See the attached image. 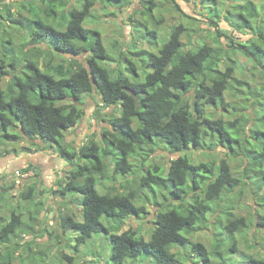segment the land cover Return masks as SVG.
I'll list each match as a JSON object with an SVG mask.
<instances>
[{"label": "trees", "instance_id": "16d2710c", "mask_svg": "<svg viewBox=\"0 0 264 264\" xmlns=\"http://www.w3.org/2000/svg\"><path fill=\"white\" fill-rule=\"evenodd\" d=\"M72 1L24 0L18 3L21 10L17 7L15 12L11 4L3 2L0 8V84L3 79L7 83L5 88H0V147L20 141H28L37 148L43 143L49 144L54 154L69 167L48 192L57 200L55 230L45 229L41 235L60 243L68 231L77 232L75 245L78 248L94 234H110L112 264H134L139 256H143V260L152 258L155 264H187L182 251L192 258L191 264H219L211 260L215 249L220 264H241V260L247 262L244 264H264V257L255 253L242 254L237 263L231 255L238 251L234 237L237 231H264V211H257L248 218L235 216L231 212L238 207L236 203L243 197V190L233 197L226 196L241 183L244 187H253L255 203L264 210V199L259 196L264 187V131L258 128L259 125L264 127V102H253L250 113L229 122V115L236 112V103L225 102L224 96L229 82L234 80L236 66L242 68V64L233 61V65L225 66L224 70L220 68L230 59L224 55L220 42L224 36L228 40L227 47L239 50L236 56L241 54L254 67L253 73L264 72V15L251 0H235L245 4V12L239 15L238 24L227 26L232 32L250 35L239 44L234 36L217 30L216 45L194 46L190 37H185L183 42L187 29L177 24L169 30L168 39L157 53L146 52L145 65L149 70L144 69L142 75L133 62L137 60L133 54L126 58L122 53L118 56L119 62L125 59L122 71L103 66L102 63L111 58L101 35L95 29L84 27L95 1L104 7H113L117 2L116 8H123L126 0H75L80 9L74 6L69 9ZM195 1L204 4V1L217 0ZM150 3L148 9L152 11L157 4L154 0ZM259 3L264 14V0ZM175 8L178 9V5ZM22 10L27 14L23 15ZM43 18L51 19L50 23ZM4 25L13 32L14 29L18 33L23 31L25 40L15 42L13 34L5 35ZM145 34L157 36L148 29ZM55 55L64 57L57 65ZM66 56L70 58L68 65ZM40 62L43 69L39 68ZM244 70L245 66L241 72ZM127 72L133 74L132 80L126 76ZM260 91L264 92V87ZM93 94L99 100L97 107L110 109L101 114L103 117L99 116L106 125L98 135V143L94 136H86L78 148L71 147L65 143V133L80 122L84 116V97ZM239 104H244V109L249 107L248 99H242ZM118 106L120 115L116 116L114 111ZM206 107H220L225 113L213 119L205 112ZM256 110H260L261 117L256 116ZM254 120L257 127L251 129ZM238 121L246 127L239 126ZM211 134L217 145L232 151L227 155L229 158L239 159V170L234 171L223 159L194 163L185 155L171 159L166 171L158 165L148 166L138 188L151 189L154 194L153 187L163 186L166 204H152L160 209L154 215L153 229L146 238L131 227L119 231L130 218L141 219L146 214L145 206L134 203L136 190H127L126 181L118 180L120 177L126 180L133 171L130 159L136 160L144 147H148L145 154L148 158L152 148L159 145L173 153H184L190 146L202 145L203 138L209 139ZM251 138L263 141L262 145L253 149ZM108 157L109 164L105 162ZM29 171L28 165L20 173ZM116 183L122 191L115 187ZM21 187L13 196L8 193L14 183L1 188L0 247L17 243L22 240V234L29 233V214L39 218L43 210L48 212L43 183ZM191 193L195 194L190 197ZM175 200L177 204H173ZM78 202H81L80 221L72 214L61 212L64 207L71 208ZM212 216L216 232L212 250L208 251L201 242H193L192 236L196 227L207 228ZM102 217H105L104 223ZM261 240L264 243V238ZM253 244L255 242L247 247L252 248ZM26 247L31 251V244L26 243ZM55 256L73 264V257L63 249Z\"/></svg>", "mask_w": 264, "mask_h": 264}, {"label": "rangeland", "instance_id": "374dc122", "mask_svg": "<svg viewBox=\"0 0 264 264\" xmlns=\"http://www.w3.org/2000/svg\"><path fill=\"white\" fill-rule=\"evenodd\" d=\"M20 1L24 0H0V8L4 2L5 4H11V8L13 7L12 12H15L17 7L21 10V4L18 6ZM150 1L151 0H126V4L124 5L125 7L123 8L122 6H120L121 8H116L118 7L117 2L112 4L113 7H104L101 2L95 1L93 9L84 23V27L95 29L101 35L103 45L111 58L109 62L102 63L103 66H108L110 69L115 71H122L126 65L123 62V60H125L124 58L133 54L135 55L134 60L137 59L133 62H135L138 66V72L141 71L140 73L143 75L144 69H146V71L149 70L148 66L145 65L147 59L146 52L150 51L157 53L163 46V43L168 39L169 30H171L173 26L180 23L187 29V36H184L183 42L186 41L185 37H190L194 46L203 45L204 43L216 45L215 41L217 38L214 34L218 32L217 30L227 34L228 36H234L235 40H237L236 43L238 44L250 37L249 33L240 34L232 32V30L227 26H235L238 24L239 15L245 12L244 3L238 4L235 0H217L216 2L204 1V4H201L199 1L196 3L195 0H192V2L189 3L181 0H175V3L173 0H154L157 5L152 9V11H150L148 9L151 4ZM251 1L255 4L257 11L264 15L261 11L259 0ZM127 2L129 3L127 4ZM175 5H178L179 10L175 8ZM73 6L76 9H80L79 3H75V0L70 3L69 9ZM21 13L23 15L27 14L25 10H22ZM43 21L50 23L51 19L43 18ZM215 23L217 25L216 27ZM31 26L34 28V25ZM4 29L6 32L5 35H14L13 40L15 42L25 40V34L23 31H19L20 33H18L17 30L14 29L15 32H13L11 28L6 27L5 25ZM145 29L155 32L157 36H146ZM138 30L140 31L138 32ZM220 42L223 45L224 55L226 54L227 56H230V59L220 65L221 70H224L225 66L233 65V61L238 62V65L239 62L242 64V68L240 65L236 66L233 74L234 80L229 82L227 92L224 96L225 102L231 105L236 103V112L230 114L228 117V121L233 122L235 119L243 117L246 112L250 113V106H252L253 102H258L260 104L264 102V92L262 91V93H260L261 88L264 87V72L261 71L258 73L255 71V73H253L254 67L248 61H245L241 54H238V57L236 56V53L239 50L235 48L229 49L227 47L228 40L226 37H221ZM186 45L188 48V43ZM224 47L227 48V51H225ZM121 53L124 58L121 62H119L118 56ZM55 56L54 63L56 65L59 63V60L64 59V57L61 58L57 55ZM80 58L83 60V55ZM65 61L66 65H68L70 58L66 56ZM142 65L144 68H142ZM41 66L40 62L39 68L43 69ZM244 66L245 70L243 73L241 70L243 71ZM125 74L130 80L133 79L132 73L127 72ZM252 74L254 77H251ZM142 75H140V77H142ZM237 82H242L243 84H239ZM6 84V79H3L0 84V88H5ZM244 84H246V87H244ZM242 99H248L249 107L244 109V104H239ZM97 103H99V100L96 94L84 97V105L82 106L84 116L75 127L65 133V143L70 144L71 147L78 148L85 141L86 136H94L95 141L98 143V135L100 134L102 127L106 125V123H102L99 116L103 117L101 114L109 112L110 109L97 107ZM119 110L120 108L118 106V108L114 111L116 116L120 115ZM205 112L212 115L213 119H216L220 117V114L225 113V111H223L220 107L217 109L214 107H206ZM256 116L261 117L260 110H256ZM238 124L239 126L242 125L243 127H246V124L242 121H238ZM248 124H251V121ZM254 124L255 125L252 126L251 129L253 127H257L255 120ZM262 124L264 123L262 122ZM259 126L258 128H262L264 131V127ZM262 143L263 141L257 140V138H251V144L254 147L253 149H258V145L261 146ZM211 144L212 146L209 147ZM52 146L55 148L53 144ZM50 147L51 146L49 144L43 143V147L40 149L36 146L30 145V142L28 141H20L17 144L3 145L0 147V156L2 157L0 158V191L3 186L14 183V188L8 193V195L13 196L18 193L20 188H22V185L36 184V182L43 183L44 179L46 187L45 190H47L44 201L45 208L48 211L45 213L43 210L39 218H36L33 214L28 215L27 223L30 226L29 233L22 234V240L17 243L12 245H2L0 247V264H68V262L64 259H60L55 256L60 255V251H62V249L64 253L73 257V264H112L110 261V234H94L86 240L85 244L80 245L78 248H76L75 245V238L79 234L77 232L68 231V238L64 236V240H61L60 243L55 239H50V237L46 235H41L43 233L42 231L45 229L52 232L55 230L54 218L55 213L57 212V200L50 196L48 193L50 190L49 188H51L52 183L57 180V176L59 175L58 173L63 175L64 172L69 169L65 162L61 161L56 155H54V152ZM25 148L26 150L24 151L23 149ZM144 149L145 150L141 151L140 156H138L136 160L130 159L134 168L128 176L126 175V180L121 177L118 178V180L122 183L126 181L127 190H136L134 191L136 198L134 203L139 206H145L146 209V214L141 219H136L135 217L130 218L125 222V226L119 231L131 227L136 232L144 235L145 238L153 229L152 220L154 215L160 209V207L155 208L152 204H164L165 201L163 197H167L163 186L153 187L152 190L154 191V194L151 189L145 190L138 188L140 178L145 175L148 166L158 165L162 167L163 171H166L171 159H175L179 156L182 157L184 155L194 163L223 159L234 171H238L241 166L239 159L234 160L232 156H230V158L227 156L228 154L231 155L232 151H230V149L217 145L215 136L212 134L209 136V139L203 138L202 145L190 146L184 153L182 151L173 153L165 146L159 145L157 147H153L152 154L148 158H145L148 147H144ZM27 151H29L30 156H32V160H30L31 164L29 165L30 171L22 174L20 173V170L27 167L24 166V164L29 162L21 163L16 157H14V155L8 154H20ZM51 152L53 156H50ZM236 155L237 154H235L234 157ZM142 160L145 164L142 163ZM106 161H108V164L111 162L109 157L105 159V162ZM116 184L117 185H115V187L119 189V191H122L119 184ZM48 185H50V187ZM240 189L243 190V197L236 203L238 207H235L232 210V214L248 218L249 216L251 217L255 215L257 211H264L263 207L257 206L255 203L253 197L254 193L252 192L254 189L253 187L247 188L241 183L237 185L234 190L232 189L227 192L226 196L233 197V195H235V193ZM194 194L191 193L189 196L192 197ZM259 196L264 199V187L259 192ZM146 199L148 200L146 201ZM177 202L178 201L175 200L173 204H177ZM61 212L72 214L76 220L80 221L82 215L81 202H78L77 205L71 206V208L64 207ZM43 215H45L44 219H42ZM41 219L42 221H40ZM214 219V216L210 218L208 223L209 226L207 228L200 226L196 227L192 236L193 242H201L208 251L212 250L214 242L213 233L216 232ZM254 220H256V217H254ZM101 221L104 223L105 217H102ZM1 223H3V221L0 220V224ZM119 231L115 233H119ZM234 237L237 241L236 246L238 251L231 255L234 260H236V263L240 262L242 254L248 256L249 254L255 253L264 257V243L261 240V238H264L263 230L244 229V232L237 231ZM253 242H255V244H253L254 246H252V248L247 247V245H252ZM26 243L31 244V251H29L26 247ZM52 249L53 252H51ZM215 250L216 251H214V253L217 254V249ZM222 251L224 252V250ZM214 253V257L211 258V260L220 264L219 256L217 257ZM182 254L187 259V264H191L192 258L189 255V257L187 256V252L185 253L182 251ZM241 262L247 263L244 260H241ZM133 263L155 264V261L152 258L143 260V256H139Z\"/></svg>", "mask_w": 264, "mask_h": 264}, {"label": "crops", "instance_id": "0c3cea01", "mask_svg": "<svg viewBox=\"0 0 264 264\" xmlns=\"http://www.w3.org/2000/svg\"><path fill=\"white\" fill-rule=\"evenodd\" d=\"M42 147H43V144H41V147H40V149H42ZM28 152V153H27ZM27 152H22V153H20V154H13L14 155V157H16L17 159H18V161L19 162H29V163H26V164H24V166H28V165H30L31 163H30V160H32V156H30V152L29 151H27ZM54 155H56V154H54ZM50 156H53V154H52V152L50 153ZM57 156V155H56ZM4 157H6V156H4ZM3 157V158H4ZM58 157V156H57ZM0 158H2L1 156H0ZM50 158V157H49ZM59 158V157H58ZM60 159V158H59ZM61 160V159H60ZM62 161V160H61ZM59 175V177L60 176H62V174H60V173H58ZM64 175V174H63ZM58 176H57V178H58ZM54 183V182H53ZM52 183V184H53ZM43 184L45 185V180L43 179ZM49 187H50V185H48ZM52 186V185H51ZM55 221V220H54ZM56 222V221H55ZM65 237H68V233H66L65 235H64ZM241 264H244V263H242L241 262Z\"/></svg>", "mask_w": 264, "mask_h": 264}]
</instances>
